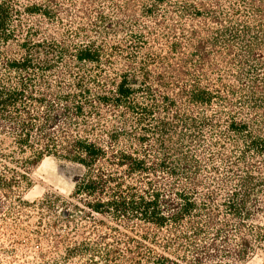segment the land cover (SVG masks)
Instances as JSON below:
<instances>
[{"label": "trees", "instance_id": "obj_1", "mask_svg": "<svg viewBox=\"0 0 264 264\" xmlns=\"http://www.w3.org/2000/svg\"><path fill=\"white\" fill-rule=\"evenodd\" d=\"M46 157L80 168L73 192L28 202ZM9 199L80 236L39 264L264 252V0H0Z\"/></svg>", "mask_w": 264, "mask_h": 264}, {"label": "rangeland", "instance_id": "obj_2", "mask_svg": "<svg viewBox=\"0 0 264 264\" xmlns=\"http://www.w3.org/2000/svg\"><path fill=\"white\" fill-rule=\"evenodd\" d=\"M78 172L80 168L77 165L46 157L32 172V186L24 191L23 198L32 202L42 198L46 192L67 198L73 192V176ZM11 202L9 199L0 213V264L61 261L67 239L80 238L72 227L58 220L60 208L52 213L27 205L12 208ZM74 262L80 263L78 259ZM241 264H264V252H255Z\"/></svg>", "mask_w": 264, "mask_h": 264}]
</instances>
